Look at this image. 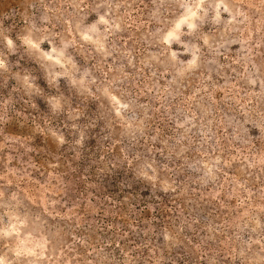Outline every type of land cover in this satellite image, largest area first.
Here are the masks:
<instances>
[{"label":"rangeland","instance_id":"1","mask_svg":"<svg viewBox=\"0 0 264 264\" xmlns=\"http://www.w3.org/2000/svg\"><path fill=\"white\" fill-rule=\"evenodd\" d=\"M0 8V264H264V0Z\"/></svg>","mask_w":264,"mask_h":264},{"label":"trees","instance_id":"2","mask_svg":"<svg viewBox=\"0 0 264 264\" xmlns=\"http://www.w3.org/2000/svg\"><path fill=\"white\" fill-rule=\"evenodd\" d=\"M9 2H12V0H8V3H9ZM5 3H6V1H4V0H0V5H1V4H5ZM0 8H1V6H0Z\"/></svg>","mask_w":264,"mask_h":264}]
</instances>
